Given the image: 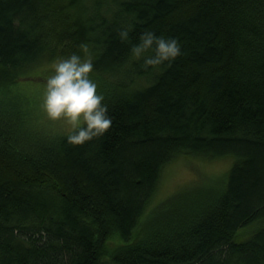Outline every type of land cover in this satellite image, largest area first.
Returning <instances> with one entry per match:
<instances>
[{
  "label": "trees",
  "instance_id": "obj_1",
  "mask_svg": "<svg viewBox=\"0 0 264 264\" xmlns=\"http://www.w3.org/2000/svg\"><path fill=\"white\" fill-rule=\"evenodd\" d=\"M145 31L182 54L144 67ZM81 43L113 124L73 145L18 87ZM181 157L235 162L157 215ZM0 264H264V0H0Z\"/></svg>",
  "mask_w": 264,
  "mask_h": 264
},
{
  "label": "clouds",
  "instance_id": "obj_2",
  "mask_svg": "<svg viewBox=\"0 0 264 264\" xmlns=\"http://www.w3.org/2000/svg\"><path fill=\"white\" fill-rule=\"evenodd\" d=\"M120 39L126 41L129 28H122ZM86 53L82 57L73 52L59 58L54 71L47 77L43 108L52 120H63L67 124L66 139L73 145H82L95 137L107 134L113 118L98 91V83L92 78L94 62L88 53V44L81 43ZM131 57L143 61V66L159 67L171 63L182 54V45L176 37H165L154 31L141 33L139 42L132 44Z\"/></svg>",
  "mask_w": 264,
  "mask_h": 264
},
{
  "label": "rangeland",
  "instance_id": "obj_3",
  "mask_svg": "<svg viewBox=\"0 0 264 264\" xmlns=\"http://www.w3.org/2000/svg\"><path fill=\"white\" fill-rule=\"evenodd\" d=\"M55 62L41 64L40 72H36L38 75L31 76L34 81H23L18 89L21 90L26 102V108H22L24 113L29 108L33 116L37 117L31 129L32 132L58 136L66 134L67 124L63 120L50 119L43 108L47 77L54 71ZM234 160L233 157L216 160L181 157L169 164L163 170L159 189L154 199V203L161 201L163 203L158 208L157 215L159 212L163 214L178 210L183 204L193 200L206 198L215 187L223 185L218 180L225 182V177L232 168ZM208 183H210L209 186H207ZM109 243L112 247L114 241Z\"/></svg>",
  "mask_w": 264,
  "mask_h": 264
}]
</instances>
